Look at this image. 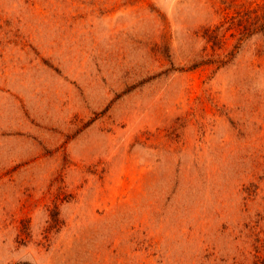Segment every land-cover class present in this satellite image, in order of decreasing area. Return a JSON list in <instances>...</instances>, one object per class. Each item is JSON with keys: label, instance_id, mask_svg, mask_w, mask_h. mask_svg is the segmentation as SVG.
<instances>
[{"label": "rangeland", "instance_id": "1", "mask_svg": "<svg viewBox=\"0 0 264 264\" xmlns=\"http://www.w3.org/2000/svg\"><path fill=\"white\" fill-rule=\"evenodd\" d=\"M0 264H264V0H0Z\"/></svg>", "mask_w": 264, "mask_h": 264}]
</instances>
